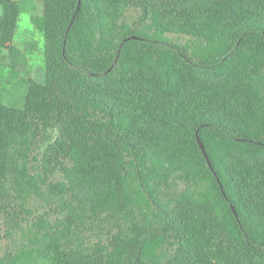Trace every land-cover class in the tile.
Instances as JSON below:
<instances>
[{
	"label": "trees",
	"instance_id": "obj_1",
	"mask_svg": "<svg viewBox=\"0 0 264 264\" xmlns=\"http://www.w3.org/2000/svg\"><path fill=\"white\" fill-rule=\"evenodd\" d=\"M0 7V264H264V0Z\"/></svg>",
	"mask_w": 264,
	"mask_h": 264
},
{
	"label": "rangeland",
	"instance_id": "obj_2",
	"mask_svg": "<svg viewBox=\"0 0 264 264\" xmlns=\"http://www.w3.org/2000/svg\"><path fill=\"white\" fill-rule=\"evenodd\" d=\"M22 12L18 22L17 32L14 43L20 47H24L30 43L34 47L32 51L27 53L28 64L31 68L45 66V39L32 23L34 16H42L43 5L40 1H21ZM2 8L0 7V16ZM26 74H23L25 77ZM28 87L20 80L12 79L11 70L6 66H0V102L13 105L17 108H23L25 104V96ZM0 232L4 235V239L0 243V258L5 257L9 253H14L22 243V237L18 231H14L12 235L5 238L7 227L4 220L0 219ZM9 252V253H8Z\"/></svg>",
	"mask_w": 264,
	"mask_h": 264
},
{
	"label": "water",
	"instance_id": "obj_3",
	"mask_svg": "<svg viewBox=\"0 0 264 264\" xmlns=\"http://www.w3.org/2000/svg\"><path fill=\"white\" fill-rule=\"evenodd\" d=\"M199 145H200V147H201V149H202V151L204 153V156H205L206 160L211 165L210 160H209V157H208V154H207V152L205 150V147H204L203 143L200 140H199Z\"/></svg>",
	"mask_w": 264,
	"mask_h": 264
}]
</instances>
